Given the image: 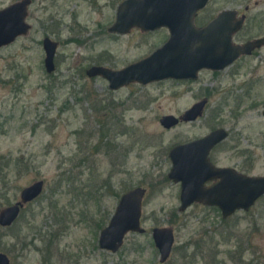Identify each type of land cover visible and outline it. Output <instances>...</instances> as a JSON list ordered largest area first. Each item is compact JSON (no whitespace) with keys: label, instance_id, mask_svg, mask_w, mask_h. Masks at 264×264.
<instances>
[{"label":"rangeland","instance_id":"rangeland-1","mask_svg":"<svg viewBox=\"0 0 264 264\" xmlns=\"http://www.w3.org/2000/svg\"><path fill=\"white\" fill-rule=\"evenodd\" d=\"M17 1L0 0V10ZM122 1L34 0L29 34L0 48V211L19 201L24 188L45 182L42 197L11 229H0V252L11 264H161L152 230L173 227L167 264H264V197L225 220L219 209L197 204L181 213V186L168 178L176 145L220 127L230 137L214 158L264 176V49L216 76L202 72L197 81L113 91L86 70H121L170 36L166 28L109 34ZM225 9L251 18L239 39L264 34V0H211L205 14ZM45 37L59 42L53 74L45 69ZM204 98L207 109L196 122L161 125L162 117L179 118ZM136 187L148 190L147 235L129 234L117 254L101 251V225Z\"/></svg>","mask_w":264,"mask_h":264},{"label":"water","instance_id":"water-1","mask_svg":"<svg viewBox=\"0 0 264 264\" xmlns=\"http://www.w3.org/2000/svg\"><path fill=\"white\" fill-rule=\"evenodd\" d=\"M211 0H123L118 6L115 22L108 32L115 35L129 34L133 29L144 33L168 29L169 39L149 56L121 70L93 65L86 70L88 78L101 77L109 82V88L117 91L131 84L143 86L164 80H197L204 69L222 71L240 56L251 54L264 46V37L235 45L233 35L244 24V18L236 19L235 10L224 11L203 29L197 28V13L205 9ZM33 0H19L0 10V48L10 45L32 29L28 23L29 7ZM45 69L48 74L57 70L55 62L59 42L45 37ZM208 100L204 99L187 110L181 117L167 115L160 123L166 129L180 122H194L202 118ZM229 137L226 129L214 130L204 138L172 149L173 167L169 179L181 183L180 211H186L194 203L219 207L223 219L237 212H249L264 197V176H251L233 168H215L209 161L210 151ZM220 182L207 188L211 180ZM45 182L39 180L24 188L20 200L0 211V226L11 227L20 217L22 209L37 200L44 192ZM147 190L136 187L124 193L108 226L100 237L101 249L117 253L129 233H145L142 227V208ZM160 261L165 263L172 252L175 235L172 228H156L153 231ZM0 264H10L9 257L0 252Z\"/></svg>","mask_w":264,"mask_h":264},{"label":"flooded vegetation","instance_id":"flooded-vegetation-1","mask_svg":"<svg viewBox=\"0 0 264 264\" xmlns=\"http://www.w3.org/2000/svg\"><path fill=\"white\" fill-rule=\"evenodd\" d=\"M34 1V0H33ZM210 3V2H209ZM33 4V3H32ZM121 4V3H120ZM119 4V5H120ZM209 5V4H208ZM208 7V6H207ZM206 7V8H207ZM206 8L205 9H203V10H201V11H199L198 13H197V16H196V18H195V24H196V26H197V28H199V29H203V28H205V27H207L209 24H211L214 20H216L224 11H226V10H234V9H225V10H221V11H218V12H213V14H211V15H206L205 13H206ZM29 9H30V7H29ZM117 9H118V7H117ZM237 13H236V19H229V21H228V19L226 20V22H233V21H236L237 19H243L244 18V24H243V27L237 32V33H235L234 35H233V43L235 44V45H245L246 43H248V42H250V41H253V40H256V39H260V38H263L264 37V34H262V35H256V36H248V37H246L245 39H239L238 38V36L239 35H241L244 31H245V28H246V26L251 22V18L249 17V15L245 12V11H240V10H235ZM116 13H117V11H116ZM28 20V19H27ZM29 23V22H28ZM30 24V23H29ZM109 33V32H108ZM110 34V33H109ZM111 35H115V34H111ZM264 49V46L262 47V48H259V49H255L254 51H252L251 52V54H245V55H242V56H240L231 66H234L235 64H237V63H239V62H241V61H243L244 59H247V58H252V57H255V56H258V57H261V50H263ZM263 60H264V58L262 59V61L261 62H263ZM231 66H229L228 68H230ZM228 68H226V69H228ZM225 69V70H226ZM225 70H222V71H214V70H209V69H204V70H202L200 73H202V72H208V73H211V74H214V76H216L217 74H219V73H222V72H224ZM200 73H199V76H200ZM198 79H199V77H198ZM197 79V80H198ZM197 80H177V81H184V82H188V81H197ZM204 99H207L208 100V98H204ZM204 99H202V100H204ZM202 100H200V101H202ZM200 101H198V102H200ZM209 101V100H208ZM197 102V103H198ZM197 103H195V104H197ZM194 104V105H195ZM193 105V106H194ZM207 105H208V103H207ZM192 106V107H193ZM191 107V108H192ZM190 109V108H189ZM189 109H187V110H189ZM206 109H207V106H206V108H205V112H206ZM187 110H185L184 111V113L187 111ZM204 112V113H205ZM183 113V114H184ZM182 114V115H183ZM181 115V116H182ZM263 116H264V111H263ZM194 122H196V121H194ZM194 122H184V123H194ZM221 128H224V127H220V128H217V129H221ZM217 129H214V130H217ZM224 129H226V128H224ZM214 130H212L211 132H213ZM227 130V129H226ZM228 131V130H227ZM210 132V133H211ZM209 133V134H210ZM228 133H229V137H230V132L228 131ZM208 134V135H209ZM207 136V135H206ZM205 137V136H204ZM204 137H201V138H198V139H195V140H192V141H188V142H181V143H179L178 145H176V146H179V145H185V144H189V143H191V142H194V141H197V140H200V139H202V138H204ZM229 137L225 140V141H227L228 139H229ZM225 141H223V142H221L220 144H218V145H216L211 151H210V153H209V161H210V163L215 167V168H233V169H235L236 171H238V172H240V173H244V174H247V173H245V172H243V171H241V170H239L238 168H236V167H230V166H224V165H221L215 158H214V156H213V153L216 151V149L222 144V143H224ZM175 146V147H176ZM172 151V150H171ZM171 151H170V153H171ZM170 153H169V157H170ZM170 160H171V157H170ZM171 162H172V160H171ZM172 167H173V164H172ZM172 167H171V169H172ZM171 171V170H170ZM170 173V172H169ZM169 173H168V176H169ZM247 175H250V174H247ZM251 176H255V175H251ZM169 178V177H168ZM174 182V181H173ZM220 182V180L219 179H214V180H211V181H209V182H207L206 184H205V186L207 187V188H211V187H213V186H215V185H217L218 183ZM175 183V182H174ZM176 184H180V186H181V183H176ZM146 189V188H145ZM147 190V189H146ZM44 192H45V187H44ZM44 192H43V194H44ZM147 193H148V190H147V192H146V195H145V197H144V200H145V198H146V196H147ZM21 194V193H20ZM42 194V195H43ZM42 195L40 196V197H42ZM122 196V195H121ZM121 196H120V198H121ZM180 196H181V193H180ZM39 197V198H40ZM38 198V199H39ZM37 199V200H38ZM20 200V199H19ZM120 200V199H119ZM36 201V200H35ZM18 202V201H17ZM16 202V203H17ZM181 202V201H180ZM15 203V204H16ZM33 203V202H32ZM29 204H31V203H29ZM29 204H27V205H29ZM118 204H119V202H118ZM118 204H117V206H118ZM194 204H197V205H202V206H205V207H210V206H207V205H204V204H202V203H194ZM193 204V205H194ZM14 205V204H13ZM26 205V206H27ZM143 205H144V201H143ZM181 205L182 204H180V207H181ZM193 205H191V206H193ZM25 206V207H26ZM190 206V207H191ZM25 207L22 209V212H23V210L25 209ZM180 207H179V211H180ZM189 207V208H190ZM117 208V207H116ZM188 208V209H189ZM211 208H216V209H219V207H216V206H214V207H211ZM187 209V210H188ZM186 210V211H187ZM220 210V209H219ZM116 211V210H115ZM186 211H184V212H186ZM22 212H21V215H22ZM181 212V211H180ZM184 212H181V213H184ZM115 213V212H114ZM114 213H113V215H114ZM21 215H20V217H21ZM112 215V216H113ZM112 216H111V218H112ZM19 217V218H20ZM111 218H110V220H111ZM231 218V217H230ZM19 220V219H18ZM17 220V221H18ZM225 220V219H224ZM17 221L11 226V227H2V226H0V229H2V230H7V229H11L16 223H17ZM110 222V221H109ZM109 224V223H108ZM108 224L106 225V226H104V225H101V232H100V236H99V248H100V250L101 251H103V252H106V253H109V254H117V253H119L121 250H122V248H123V246H124V244H125V239H126V237L129 235V234H135V235H138V236H146L147 235V229L144 227V225H143V208H142V218H141V224H142V227L146 230V232L145 233H143V234H141V233H129V234H127L126 235V237H125V239H124V243H123V246L121 247V249L117 252V253H113V252H111V251H107V250H103V249H101V246H100V237H101V233H102V231L108 226ZM156 228H172L173 229V231H174V235H175V242H176V234H175V230H174V228L173 227H155V228H153V230H152V239H153V242H154V245H155V241H154V238H153V231H154V229H156ZM155 247H156V245H155ZM174 247H175V243H174V246H173V249H172V252H171V255H170V257H169V259L165 262V263H161V261H160V263L161 264H167L169 261H170V259H171V257H172V254H173V251H174ZM156 249H157V247H156ZM157 251H158V253H159V255H160V252H159V250L157 249ZM5 254V253H4ZM7 255V254H6ZM8 256V255H7ZM9 257V256H8ZM161 258V257H160ZM10 259V258H9ZM10 264H11V259H10Z\"/></svg>","mask_w":264,"mask_h":264},{"label":"trees","instance_id":"trees-1","mask_svg":"<svg viewBox=\"0 0 264 264\" xmlns=\"http://www.w3.org/2000/svg\"><path fill=\"white\" fill-rule=\"evenodd\" d=\"M89 96H91V95H89ZM89 96L88 97H86L87 99L89 98ZM80 98V97H79ZM106 110V109H105ZM104 137H106V135L105 134H102V138H104Z\"/></svg>","mask_w":264,"mask_h":264}]
</instances>
